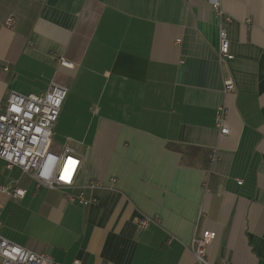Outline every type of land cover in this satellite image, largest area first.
<instances>
[{
  "label": "crops",
  "instance_id": "1",
  "mask_svg": "<svg viewBox=\"0 0 264 264\" xmlns=\"http://www.w3.org/2000/svg\"><path fill=\"white\" fill-rule=\"evenodd\" d=\"M220 3L224 61L208 0H0V101L63 83L52 150L83 158L80 186L115 179L70 202L0 159V185L25 189L0 190L1 236L63 264H194L208 229L210 260L264 264V0Z\"/></svg>",
  "mask_w": 264,
  "mask_h": 264
},
{
  "label": "built area",
  "instance_id": "2",
  "mask_svg": "<svg viewBox=\"0 0 264 264\" xmlns=\"http://www.w3.org/2000/svg\"><path fill=\"white\" fill-rule=\"evenodd\" d=\"M212 10L218 18V48L217 56L220 60H229L233 57L226 24L230 17L223 11L220 0H208ZM15 18L9 15L4 24L11 27ZM62 66L70 67L69 61L60 58ZM233 89L230 79L225 81L224 91ZM67 94V87L56 80H51L47 89L41 93H20L11 90L0 101V159L5 167H18L28 174L35 182L36 187L60 188L64 190L68 201H77L82 204L94 202V197H86L76 188H93L110 185L115 181L109 178L105 181H89L79 185V178L83 167V158L70 145H64L59 152L52 150V132L58 118L62 103ZM226 109L223 105L216 108L215 125L220 133H228L224 124ZM211 161L213 152L208 153ZM240 183V180H237ZM0 190L10 193L16 198L23 197L25 189L15 184H1ZM155 217L143 216L137 222L138 230L146 228L151 223H157ZM1 225V222H0ZM212 230H203L192 235L188 248L192 253L194 264H228L224 260L212 261L207 256V245L215 238ZM0 264H63L55 261L46 253H37L19 245L0 235ZM71 264H82L78 259Z\"/></svg>",
  "mask_w": 264,
  "mask_h": 264
},
{
  "label": "rangeland",
  "instance_id": "3",
  "mask_svg": "<svg viewBox=\"0 0 264 264\" xmlns=\"http://www.w3.org/2000/svg\"><path fill=\"white\" fill-rule=\"evenodd\" d=\"M53 136V140H54V142H55V137H54V135H52Z\"/></svg>",
  "mask_w": 264,
  "mask_h": 264
},
{
  "label": "trees",
  "instance_id": "4",
  "mask_svg": "<svg viewBox=\"0 0 264 264\" xmlns=\"http://www.w3.org/2000/svg\"><path fill=\"white\" fill-rule=\"evenodd\" d=\"M171 146V145H170ZM171 147H173V146H171ZM208 162H210V160L208 159Z\"/></svg>",
  "mask_w": 264,
  "mask_h": 264
}]
</instances>
